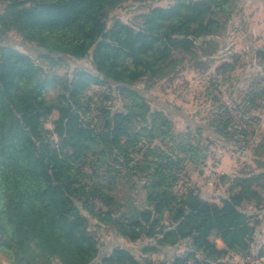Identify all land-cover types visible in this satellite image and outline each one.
Masks as SVG:
<instances>
[{"label":"trees","instance_id":"1","mask_svg":"<svg viewBox=\"0 0 264 264\" xmlns=\"http://www.w3.org/2000/svg\"><path fill=\"white\" fill-rule=\"evenodd\" d=\"M126 1L1 0L0 35L15 31L44 49L42 59L55 68L66 58H89L93 67L71 78L47 76L27 55L0 46V258L9 264H151L120 246L101 254L88 217L114 238L148 241L142 256L184 244L170 264H224L230 253L250 250L257 222L245 209L262 207L264 174L222 176L229 194L220 204L196 189L176 192L178 173L186 163L202 164L204 152L189 130L176 135L164 109L152 108L136 88L144 78L172 74L181 61L174 53L211 43L230 21L234 0H174L150 6L135 26L116 19L108 28L110 11ZM254 55L264 63V47ZM92 86L108 87L95 115L86 95ZM115 96L123 102L113 112L107 102ZM211 127L222 133L228 122ZM255 154L258 164L264 151ZM121 181L140 196L121 204Z\"/></svg>","mask_w":264,"mask_h":264},{"label":"rangeland","instance_id":"2","mask_svg":"<svg viewBox=\"0 0 264 264\" xmlns=\"http://www.w3.org/2000/svg\"><path fill=\"white\" fill-rule=\"evenodd\" d=\"M173 1L127 0L121 6L110 11L106 20L107 26L109 28L116 19L135 26L140 22L138 16L145 13L150 6L167 7ZM255 2L256 0H234V8L231 7L228 10L233 12V15L229 16L230 21L221 34L214 39L211 38L213 40L210 41L211 43L205 44L198 41L192 49L193 54L174 53L181 61L176 65L172 74L159 80L150 81L144 78L136 84V88L147 92L152 108L161 106L168 114L176 135L189 130L190 138H194L192 142L199 143L202 152H204V158L200 160L213 179L216 178V173L211 170V167L214 163H219L223 152L230 157L227 158L226 166L229 168L228 176L231 179L252 174H264V156L258 157L260 159L258 164L255 161L257 160L255 153L264 151L260 149L255 152L264 133V63L255 57L256 49L242 47V39L245 35L243 29L250 21L245 8ZM1 3L0 0V12ZM238 28L240 30H237ZM0 46H11L30 57L42 68L43 75L71 78L78 69L93 71L89 58L83 60L66 58L65 63L58 68L48 65L42 59V55L46 54V51L24 41L15 31L0 35ZM55 85L56 81L49 87L48 98L55 97ZM104 91H108L107 86H92L86 92V95L91 99L92 115L98 113L99 102ZM122 102V98L115 96L113 100L111 98L107 102V106L110 103L113 104L112 111L114 112L121 109ZM56 118L57 113L53 112L47 119L45 128L52 130V122ZM220 120L228 122L226 131L217 133L213 127L209 128L214 121L216 125ZM196 131L199 132V135L196 134ZM244 131L246 135H243ZM185 167L184 165V169L178 173L180 181L176 186V192L179 193L189 189L198 190L192 186V174L190 175ZM260 182L263 183V179ZM226 186L218 188L212 185L208 189H204L203 195L206 198H209L211 194L220 196L224 193V188L226 194ZM118 188L117 198L121 200V204L129 195L140 196L138 190L130 192L125 181H121ZM258 192L264 199V189H258ZM98 206L106 210L101 202H98ZM261 206L259 209L252 207L245 209L246 214L252 217L251 223L257 222L250 250L246 255L230 253L225 257L224 264H264V203ZM88 228L90 231L96 232L103 244L101 254L107 253L113 246H120L129 249L137 257L148 259L151 264H170L174 256L180 255L186 250L185 245L180 244L176 248L165 249L161 253L142 256L139 249L148 241L131 243L121 238H114L108 229L96 227L95 222L89 217ZM212 239L216 241L214 237ZM216 244L220 245L221 243L217 241ZM0 264L9 263L0 258ZM50 264L59 263L52 261ZM143 264L145 263L143 262Z\"/></svg>","mask_w":264,"mask_h":264},{"label":"crops","instance_id":"3","mask_svg":"<svg viewBox=\"0 0 264 264\" xmlns=\"http://www.w3.org/2000/svg\"><path fill=\"white\" fill-rule=\"evenodd\" d=\"M245 9H247L248 11V15H249L248 17L250 18L249 19L250 21L245 25V28L243 29L245 35H243L244 38L242 39V45H243L242 47L251 48L252 50L261 49L264 47V0H256L255 3L250 4V6L248 5ZM237 30H240V28H238ZM227 158L230 157L228 156L227 153L223 152L222 159L219 161V163H214L213 166L211 167V170L214 173H216L215 174L216 178L214 179L209 176L208 171H206V168L203 164H200L198 166H195L191 163L185 164L186 166L185 168L188 169L189 174L190 175L192 174L191 175L192 186L198 189L201 198L216 204H220L222 198H227L229 194L228 192L229 184L221 181L222 176L229 175L228 174L229 168H227L226 166ZM212 185H214V187L217 186L218 188L226 186V194H225V188L224 189L222 188L224 193L220 194V196L211 194L209 198L204 197L203 195L204 189L206 190ZM218 247H223L222 243L218 245Z\"/></svg>","mask_w":264,"mask_h":264}]
</instances>
